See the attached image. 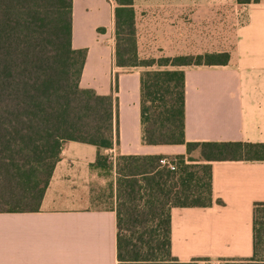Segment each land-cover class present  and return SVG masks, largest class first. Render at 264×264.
<instances>
[{
    "label": "crops",
    "instance_id": "obj_1",
    "mask_svg": "<svg viewBox=\"0 0 264 264\" xmlns=\"http://www.w3.org/2000/svg\"><path fill=\"white\" fill-rule=\"evenodd\" d=\"M219 2L133 0L138 52L143 56L146 47L154 46L167 58L228 53L230 61L224 66L159 69L185 72L186 142L264 144V0L249 5L237 0L245 7L243 21L226 52L204 49L202 20L219 13L206 10V4ZM116 7L113 0L72 3V48L87 51L80 86L118 98L119 145L103 153L184 155L185 145L143 143L141 75L158 69L116 66ZM97 157L93 145L68 143L40 210L0 213V264H118L116 188L113 208L95 207ZM256 203H264V162L213 163L212 206L172 209L173 256L183 263L219 264L251 258Z\"/></svg>",
    "mask_w": 264,
    "mask_h": 264
},
{
    "label": "trees",
    "instance_id": "obj_2",
    "mask_svg": "<svg viewBox=\"0 0 264 264\" xmlns=\"http://www.w3.org/2000/svg\"><path fill=\"white\" fill-rule=\"evenodd\" d=\"M113 1L117 67L228 65V53L142 60L133 0ZM72 3L0 0V213L40 210L68 143L97 147L94 168L104 170L103 151L119 145L118 98L80 86L87 51L72 48ZM140 98L143 143L185 145L186 154L173 158L175 170L165 156H118V264H198L173 256L172 209L211 207L213 163L264 162V144L186 142L184 71L143 72ZM253 231V256L236 264H264V203L254 205Z\"/></svg>",
    "mask_w": 264,
    "mask_h": 264
},
{
    "label": "rangeland",
    "instance_id": "obj_3",
    "mask_svg": "<svg viewBox=\"0 0 264 264\" xmlns=\"http://www.w3.org/2000/svg\"><path fill=\"white\" fill-rule=\"evenodd\" d=\"M210 9L215 12L213 18H206L202 23V32L205 41L204 49H218L221 52H226V50L233 47V44L236 41V32L241 25V14L244 12L243 6H239L237 0H220L219 3L206 4V10ZM147 22H153L155 20H146ZM115 22V21H114ZM164 25V23H162ZM116 32V29H115ZM116 39V35H115ZM213 48V49H212ZM146 54L143 56L139 55L142 60H151V59H160L167 58L159 54V49L157 47H149L144 49ZM208 53V52H205ZM203 53V54H205ZM219 53V52H214ZM197 56V55H190ZM154 69H160L154 67ZM145 72V71H144ZM109 156V155H108ZM176 157V156H175ZM175 157H168L169 160H173ZM118 156H116L115 162L110 159L108 160V169H98L100 172V178L94 182V197L96 199V208H113L114 207V187L116 188L117 182V171H116V162ZM115 179V180H114ZM100 184V185H99ZM117 205V193H116V204ZM219 264L216 261L204 260L200 261L198 264Z\"/></svg>",
    "mask_w": 264,
    "mask_h": 264
},
{
    "label": "built area",
    "instance_id": "obj_4",
    "mask_svg": "<svg viewBox=\"0 0 264 264\" xmlns=\"http://www.w3.org/2000/svg\"><path fill=\"white\" fill-rule=\"evenodd\" d=\"M114 155V153L112 152V153H110V159L112 160V161H114L115 162V159H116V157L115 156H113ZM161 163H162V165H164V166H168V168H170L171 170H175V161L174 160H169V159H167V158H165V159H163L162 161H161ZM209 264H212L211 262H208ZM205 264H207V263H205Z\"/></svg>",
    "mask_w": 264,
    "mask_h": 264
}]
</instances>
